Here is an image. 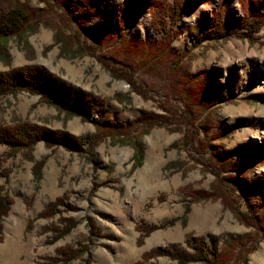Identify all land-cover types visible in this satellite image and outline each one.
Wrapping results in <instances>:
<instances>
[{
	"label": "rangeland",
	"instance_id": "374dc122",
	"mask_svg": "<svg viewBox=\"0 0 264 264\" xmlns=\"http://www.w3.org/2000/svg\"><path fill=\"white\" fill-rule=\"evenodd\" d=\"M151 1L135 0L130 11L123 0H0L4 9L27 4L36 24L0 48V72L47 69L57 99L90 119L27 92L0 98L2 128L28 122L85 140L79 151L39 141L10 154L0 145V195L11 200L1 218L0 262L48 264L72 247L80 253L65 264H135L154 249L194 254L201 246L209 259L221 254L222 264H264V25L249 38L197 41L191 27L211 28L218 0H179L187 13L169 10L158 33ZM227 10L241 17L238 0ZM101 61L132 76H111ZM97 99L109 117L99 119ZM92 120L114 129L96 134ZM61 197L52 217H38ZM63 218L74 225L53 241ZM147 264L178 263L157 255Z\"/></svg>",
	"mask_w": 264,
	"mask_h": 264
},
{
	"label": "trees",
	"instance_id": "16d2710c",
	"mask_svg": "<svg viewBox=\"0 0 264 264\" xmlns=\"http://www.w3.org/2000/svg\"><path fill=\"white\" fill-rule=\"evenodd\" d=\"M134 1L135 0H123V3L127 8L130 9V11H133L134 6L136 5ZM238 2L242 11L240 18H234L230 13H228L227 7H229V0H218L219 5L216 11L212 13L213 17L211 18L213 26L204 30L203 23L194 24L189 31L190 35L197 41L202 39L211 42L231 37L245 36L249 38L254 33H257L264 25V16L260 14L261 11L264 12V5H257L256 10H253L251 4L254 3V0H238ZM147 7H149L151 10V25L158 33L163 32L165 29L166 16L171 14V11L169 10L173 8V13L177 14L178 10L180 9L182 10V15L186 14L188 11V6H183L182 8L179 7V0L175 2L173 7L169 5L167 0H152ZM33 18V12L30 10L27 4H18L17 6L8 9H4L0 5V48H4L5 44L11 37H20L27 32L33 33L35 31L34 27L36 26V24L33 23ZM175 20V18L172 19V23H174ZM230 20H234V23H229ZM115 21L119 36L121 38L127 37V31L124 28L123 20L119 18V16H116ZM168 40L169 42L171 41L170 38H168ZM101 64H104L103 66L109 71L111 76L117 78H124V76H128L127 78L129 79L132 76L128 68L119 72L116 67L105 65L106 63L104 61H101ZM55 80L56 78L47 69L39 65H24L17 68H11L7 71L0 72V98L6 95H16L19 92H27L31 95L39 96L45 105L53 107L58 112L66 114L67 116L80 117L84 121L90 120L89 117L82 111L74 109L73 107L62 103L57 99V97L53 94L51 87ZM127 81L129 82L128 79ZM95 103H97L96 113L98 114L99 119L101 117H109V111L105 103L98 99L95 101ZM142 120H144V117ZM92 124H94L96 128V134L100 133L101 131H107L108 129H114V127L102 126L100 124V120H92ZM39 141H43L45 146L48 148L52 146H62L67 150L74 151H79V146L85 142V140L76 138L67 132L49 131L45 128L28 122L16 123L14 125L6 126L5 128L0 127V145L8 147L10 154L24 150L29 151ZM136 162L137 164H140L141 159L139 158ZM41 165V162L35 165L36 177H38L40 174ZM232 181L238 183V179H232ZM224 198L226 199V202H230V196L226 189L224 190ZM63 201V197H61L56 199L54 202L48 203L38 214V217H52L54 215V211L56 212L58 205H61ZM10 204V199H8L6 196L0 195V240L2 237L1 218L6 215ZM234 211L242 218L245 217V215L240 210L237 211L235 207ZM245 213L246 216L250 218V212ZM61 221L64 222L65 228L60 231L58 227H52V231L55 234L53 241L60 237V235H63L64 230H68L74 225L72 219L63 218ZM253 221L256 222V218H254ZM172 223L173 222H169L168 225H172ZM246 224L251 226V224H248L247 222ZM90 225L93 227L92 222H90ZM156 228V226H148L147 232H150ZM200 241L199 242L202 244L204 240ZM214 241L215 240L211 238L210 242ZM138 242L140 243L141 240L139 239ZM169 247L172 248L173 246ZM79 253L80 252H78V254ZM210 253L214 254L213 251ZM78 254H75V250L72 247H65L58 250L57 257L49 258L46 262L48 264H59L60 262L65 264L76 258ZM157 255L169 256V258L177 260L178 264H186L189 262L222 264V260L219 259L221 258V254L219 256L214 255L213 258L209 259L207 255L204 254L201 246L195 248L194 254L173 251L171 252L169 248L165 249L164 251L154 249L148 253H144L142 255V262H137L135 264H147L149 259Z\"/></svg>",
	"mask_w": 264,
	"mask_h": 264
},
{
	"label": "bare ground",
	"instance_id": "6f19581e",
	"mask_svg": "<svg viewBox=\"0 0 264 264\" xmlns=\"http://www.w3.org/2000/svg\"><path fill=\"white\" fill-rule=\"evenodd\" d=\"M0 264H19V263H17L14 259H7V260H3V261H1L0 262Z\"/></svg>",
	"mask_w": 264,
	"mask_h": 264
}]
</instances>
